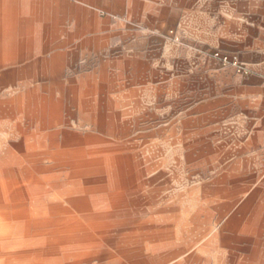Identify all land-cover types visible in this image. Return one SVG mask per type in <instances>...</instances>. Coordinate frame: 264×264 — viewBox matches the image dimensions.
<instances>
[{
    "label": "rangeland",
    "instance_id": "rangeland-1",
    "mask_svg": "<svg viewBox=\"0 0 264 264\" xmlns=\"http://www.w3.org/2000/svg\"><path fill=\"white\" fill-rule=\"evenodd\" d=\"M166 1L56 0L59 32L58 38L50 39L52 45H58L57 49L45 53L39 49L45 42L35 38L28 59L8 60L0 65V148L13 133L33 127L29 118L35 107L34 95L44 107L58 108L55 126L60 124L59 129H67L83 145L85 159L92 165H75V197L88 188L89 201L106 205L102 218L83 221H98L103 226L95 233L99 244L79 251L85 254L111 251L118 255L116 260L95 256L81 261L75 256L69 264H126L130 257L119 252L136 248L135 243L145 253L152 245H168L163 251L172 253L184 252L181 244L185 242L191 246L190 250L168 264H186V259L196 252L202 257L196 264H264V167L259 171L249 170L247 157L200 155L195 147L201 141L185 139L184 133L181 138L176 118L148 117L149 108L138 94L130 86L121 85V77L130 71L132 59L146 53L148 46H159L169 40L179 42L170 35L174 31L179 38L176 28L179 13L169 12ZM34 2L39 9L46 0ZM26 3L16 0V8L21 11ZM39 17L41 20L40 13ZM41 23H36L37 30L45 34ZM43 23L46 27V22ZM54 55L58 57L55 67L40 62L33 67V61L50 62ZM21 67L27 72L17 76L21 86L1 83L3 72L15 69L18 73ZM63 122L67 124L61 125ZM15 154L18 156L19 152ZM117 157L129 162L124 179L109 168ZM96 159L101 163L106 160V172L101 166L93 165ZM234 162L231 169H221L225 163ZM14 167L23 172L28 168L33 174L28 181H16L19 189L30 191L21 200L28 211L51 200V183L43 180L44 175L34 165L24 161ZM12 182L10 177L4 181L7 193ZM119 183L128 188L119 193L116 189ZM113 196L127 202L108 206ZM253 199L251 209L243 214V205ZM1 200L0 211H8V202L3 204ZM59 205L67 206L66 203L47 205L44 215L48 219L66 216L64 209H54ZM259 209L262 213L257 220L258 229L252 233ZM71 210L78 219L83 214L94 213ZM234 217L242 218L235 232L227 227ZM146 235L149 239L143 240Z\"/></svg>",
    "mask_w": 264,
    "mask_h": 264
},
{
    "label": "crops",
    "instance_id": "crops-1",
    "mask_svg": "<svg viewBox=\"0 0 264 264\" xmlns=\"http://www.w3.org/2000/svg\"><path fill=\"white\" fill-rule=\"evenodd\" d=\"M26 2L21 11L16 8V0L11 4L19 47L2 50L0 65L8 60L28 59L34 50L31 44L35 38L45 42L39 48L41 51L49 53L57 49L58 45H52L50 39L58 38L56 0H46V5L42 2L40 10L34 0ZM165 5L169 12L179 13L176 25L179 42L169 40L159 46H148L146 53L132 59L130 71L121 77V85L130 86L129 89L138 94L149 108L148 117L176 118L181 138L184 133L185 139L201 141V145L195 147L200 155L247 157L249 170H261L264 167V0H167ZM37 22H42L45 34L37 30ZM215 51L236 55L249 74H240L235 67L223 65L213 57ZM54 56L50 62L33 61V67L39 62L55 67L58 57ZM23 70L21 67L18 73L15 69L3 72L1 83L18 86L16 76L27 74ZM34 90L38 91L35 87ZM34 101L33 115L29 118L33 127L26 132L13 133L0 148L3 155L0 195L6 192L4 181L8 177L13 181L10 190L17 186L16 181L33 177L28 168L24 173L14 167L25 161L44 175V181L51 183V201L41 204L43 210L50 204L66 203L67 206L62 207L67 215L61 218H74L71 202L79 197L87 199L90 192L87 188L82 190L81 196L75 197L74 168L76 164L89 166L91 161H86L85 149L75 141L74 134L59 129L60 124L55 126L58 108L44 107L37 95ZM76 147L79 150H75ZM15 152H19L18 156ZM99 160L93 165L101 166L106 172V160L103 163ZM234 164L225 163L221 169L229 170ZM20 190L21 200L30 195V191ZM41 213L45 216V210Z\"/></svg>",
    "mask_w": 264,
    "mask_h": 264
},
{
    "label": "bare ground",
    "instance_id": "bare-ground-1",
    "mask_svg": "<svg viewBox=\"0 0 264 264\" xmlns=\"http://www.w3.org/2000/svg\"><path fill=\"white\" fill-rule=\"evenodd\" d=\"M14 1L15 0H0V53L5 48L13 50L14 48L19 47V43L16 40V37H17V30H16L17 28L15 25L16 18H15V15L13 14L14 11L12 12V9H11V4L14 3ZM46 20H48V18ZM12 101L14 102V100ZM31 109H32V106H31ZM128 163H129L128 160L122 157H117L111 161L110 166H111V169L113 168L116 169L115 172L119 178L124 179L126 175L125 173L127 172V169H128ZM127 188H128V185L126 184L119 183L116 186V189L119 190V193L123 189H127ZM11 190L8 193V195H7V192L5 193L1 192L2 194L0 195V199H2L1 200L2 203L5 204V202H8V205H9L7 207L8 211L6 212L0 211V264H69V261L75 256H76L75 257L76 260L81 261L83 259H87V258L89 259L95 256H98V257L110 256V259H115L116 256L118 255L117 252L114 253L111 251H103L102 253L94 252L92 254H85V252H82L83 251L82 249H84L87 246L88 248L89 247L95 248L96 244H99L98 240L96 239L95 233H97L98 230H101L103 226L97 223L98 221L96 223H84V222L88 221L89 218L91 219L102 218L104 215V212L102 210L104 207L103 205H106V204H102L98 201L91 202L87 199L79 197V199H74L71 202L70 206L82 212L94 211L93 214L92 213L90 214V212L88 214H83L79 219L73 218V217L72 218L48 219V217L46 218L45 216H42L40 214L41 212L40 210L43 209L41 204L33 206V208H31L28 211L26 205H24L21 202V198L19 196L20 193H19V189L17 188V186H14L13 188H11ZM89 191L91 192V190ZM119 193L114 194V196L118 195ZM114 196L112 198V201L108 202L107 205L111 203L116 206L117 205L121 206L122 204H125V202H127V201H124L123 198L116 199ZM254 202L255 201L253 199V200L248 201L247 204L243 205L242 207L243 214H246L249 212V210L251 209V204ZM59 209L63 210V207L59 205L56 208V210H59ZM65 210L66 209H64V212ZM260 210L261 209H259L260 213L258 212L257 214L258 216L254 220V223L252 226V233L257 231L258 229L257 220L260 219V216L262 213V210L261 211ZM241 219L234 217L233 219L230 220L229 224L228 225L226 224V225L230 229H233V231L235 232V229L240 224ZM191 222L192 224H195V217L191 219ZM20 227H23V231L19 230L21 229ZM147 239H149L147 235L143 236V240H147ZM182 240H185V238H183ZM135 244L136 245H134V247L136 248H132V250L128 249L126 250L127 252L125 253L119 252V254H123L124 257H128V258L130 257L129 262H127L126 264H168L169 261H171L172 259H177L178 257L182 256L183 253L189 251L191 247V246L188 247V242H185V244L183 243L181 244V246L183 247L182 249H184L183 250L184 252L179 251V250L178 251L172 250L173 251L172 253L171 252L164 253L163 248L167 247L168 245L167 246L165 245L163 247H160L159 245L157 246L152 245L150 248V251L148 253H145L146 251L144 249L138 248L139 244L138 245L137 243ZM169 245H177V244L169 242ZM80 249L82 251H79ZM73 251H75L76 254H73L72 253ZM198 254L199 253L196 252L194 253L193 256H190L189 258H187L186 264H188L187 262L191 264H196L199 260H201L202 257L200 254L199 255ZM175 264H183V263L178 262ZM256 264H260V263H256Z\"/></svg>",
    "mask_w": 264,
    "mask_h": 264
},
{
    "label": "built area",
    "instance_id": "built-area-1",
    "mask_svg": "<svg viewBox=\"0 0 264 264\" xmlns=\"http://www.w3.org/2000/svg\"><path fill=\"white\" fill-rule=\"evenodd\" d=\"M170 35L174 39V41H179V38L177 37L174 31H171ZM213 57L219 60L223 65H231L235 67L236 71L240 74H249V70L245 67L243 63H241V61L236 55H228L220 51H215L213 53Z\"/></svg>",
    "mask_w": 264,
    "mask_h": 264
}]
</instances>
